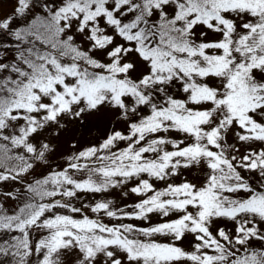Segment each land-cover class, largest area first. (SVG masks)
Listing matches in <instances>:
<instances>
[{"label": "snow or ice", "instance_id": "snow-or-ice-1", "mask_svg": "<svg viewBox=\"0 0 264 264\" xmlns=\"http://www.w3.org/2000/svg\"><path fill=\"white\" fill-rule=\"evenodd\" d=\"M0 264H264V0H0Z\"/></svg>", "mask_w": 264, "mask_h": 264}]
</instances>
